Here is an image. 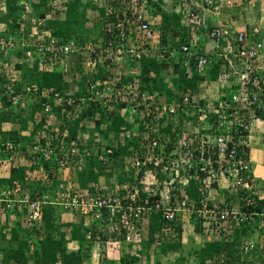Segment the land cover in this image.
Returning <instances> with one entry per match:
<instances>
[{"label": "built area", "instance_id": "obj_1", "mask_svg": "<svg viewBox=\"0 0 264 264\" xmlns=\"http://www.w3.org/2000/svg\"><path fill=\"white\" fill-rule=\"evenodd\" d=\"M49 1L56 10L63 14L64 0ZM100 1L102 0H91L93 4H98ZM110 1L116 2L117 0ZM149 1L155 2L156 0H140L139 6L134 4V8L123 9L116 24L117 35L111 33L112 30L109 27L111 24L105 25L102 33L107 36V40L99 37L96 44L91 41L82 44L76 40H69L55 46L54 41L49 39L48 32L38 30L34 31L36 43L40 50L52 52L53 58L83 56L89 67L90 74L87 76L96 73L97 63L102 64L101 60L105 59L102 52L114 64L120 63L124 57L137 60L141 54L149 53L147 50L149 46L154 49L156 45L153 44L158 43V32L154 30L156 22L146 17L147 13L144 9ZM20 3L23 5L24 13L30 12L27 0H21ZM179 3L176 11L182 16V24L190 30L191 40H193L192 33L197 32L199 27L204 25L206 12L218 17L222 8H230L234 4L233 0H179ZM4 5L5 0H0V12L4 10ZM110 13L112 11L109 9L108 14ZM46 18L49 16L46 15ZM260 32L255 27H251L250 30L244 28L230 32L227 28L218 26L208 32V37L212 42L225 44L218 55V58L222 57L224 61L221 65L222 73L216 84L228 83L236 90L232 93L230 100L222 99L215 107L219 132L200 136L198 140L179 141L176 148L175 146L170 148V144L165 141V144H161V135H158L157 131L158 120L161 116L165 112L169 114L176 112L174 105L166 106L155 95L140 92L136 80L122 86L118 84V79L117 82L103 81L101 91L95 90L100 85L99 83L88 84L87 92L93 93V96L81 99L80 103H85V100L95 102L98 98L104 107L109 103H120L123 106L119 115L129 116V122L134 128V136L138 137V149L140 150L132 151V156L128 158V166L120 164L119 167L132 171L136 177L140 174L136 183L138 186L135 185L130 189L123 184L107 194H100L98 188H95V193L91 195L86 190L79 189L77 185L67 184L65 187L59 185L54 204L64 212L77 211L86 219L101 226L105 225L110 240L120 242L118 237H122V241L129 245H139L142 239V222L152 212L161 213V218L165 223L155 235L157 246L162 242L158 241V238L162 240L170 231L166 224L173 221L178 213L177 221L184 225L189 224L188 222L192 219L197 221L200 217L203 222L201 224L203 233H216L217 230L212 227L214 224L216 228L227 223L240 226L246 221H252L254 216H261L264 224V210L260 213L240 211L230 205L215 203L209 199V191L214 186L223 190L230 187L251 190L250 162L245 148L247 147L245 133L249 130V123L258 118L257 113H264V39L253 40ZM191 40L188 46L187 44L181 45L178 50L171 49L157 53V58L161 59L166 55L165 57L173 59L179 54L185 59V65L193 60L192 68H195L196 72H201L207 63L206 53L193 52L197 47L192 45L196 43ZM13 42L12 39L6 40L0 37V47H11ZM45 43L48 45L45 46ZM228 54L232 55L235 61L230 59ZM187 72H191V69L188 68ZM4 74L8 81L2 83L0 96L7 97L13 106L19 104L23 107L24 94L15 95L13 90V85L18 80V73L11 71ZM88 79L90 80L89 77ZM53 97L55 100L61 98L68 106L74 103L70 94L61 97L55 93ZM182 106L183 108L190 107L187 97L183 98ZM50 111L49 102L44 103L42 113L47 115ZM132 115L138 116L141 122L148 119L154 123L152 127L146 123L145 129L147 130L137 136L136 130L139 124L133 123ZM203 118L204 116L201 115L199 119ZM130 135L129 132H121L113 144L103 148L95 147L91 150L83 147L80 151L79 146L84 145L79 140L72 139L65 143L61 139L52 147V143L47 140L42 143L35 139L27 150L26 159L28 158L29 162L37 165L41 160L48 162L55 156L56 151L60 150L61 154L56 158L58 169H65L69 159L83 165L89 156H96L106 169L111 164L114 149L119 145L122 146L125 141L124 137L128 138ZM154 150H157L158 154H153ZM22 160L24 159L17 146L10 142L0 145V163L6 166L15 165ZM39 169L38 174L45 179L47 174L42 168ZM191 181L194 182L195 185H193L198 193V207L194 206L195 201L191 200L185 192V188ZM121 189L126 191L125 194H119ZM245 200V208L255 206L256 202L252 199ZM46 203L47 195H35L31 198L28 192L22 193L18 185L7 192L0 193V213L24 209L25 212L21 216L28 224L41 219L42 207ZM208 203L212 205L208 207ZM192 214L195 216L193 217ZM210 219L214 222H210ZM106 229L101 233H104ZM112 235L114 236L111 237ZM86 239H92L90 232L86 234ZM254 247L255 242L247 240L239 246V253L241 256H248Z\"/></svg>", "mask_w": 264, "mask_h": 264}, {"label": "trees", "instance_id": "obj_2", "mask_svg": "<svg viewBox=\"0 0 264 264\" xmlns=\"http://www.w3.org/2000/svg\"><path fill=\"white\" fill-rule=\"evenodd\" d=\"M21 0H5L4 10L0 12V37L6 40H13L11 47H0V91H2V83L8 81L5 76V72L9 73L15 71L18 73V80L13 85L14 94L23 95L25 89H30L36 97V103L34 106H30L28 116H22L25 110L21 109L19 104L16 106L11 105L9 99L5 96H0V145L5 142H10L17 146L19 153L26 154L29 150V146L35 139L44 143V134L51 132L47 126V121L50 116L55 114V120H60V126L58 125V136L56 141H53L51 146H55V142L63 139L65 143L70 142L76 138L79 134H84L85 129L81 125L83 120L89 119L94 123V128L97 134H100L102 138H107L112 135L113 140L118 139L119 133L129 132L130 137H124V144L114 149L112 154V161L109 167L105 169L98 161V158L87 157L80 167L76 175L75 184L81 190H86L89 194L95 193V188H98L100 194H107L115 191L110 189L109 186H99L98 179L101 177V173H105L107 177L106 183H110V178L113 179L114 187H119L122 184H126L130 189L137 185L140 174L135 176L131 171H127V174L123 171L114 172L116 167L121 165L128 166V158L132 156V151L137 150L138 137L134 136L133 125L129 122L127 117H121L119 111L122 108L120 103H109L105 107L102 106L100 98L97 101L91 102L85 100V103H80L81 99L92 97L93 93L87 92V85L92 82L99 83L100 85L95 90H102L103 81L117 82L120 86L127 85L129 82L136 80L140 92H144L149 95H155L157 99H160L166 106L174 105L176 112L169 114L165 112L158 120L157 128L158 135H161V144H165V138L168 136L171 140L176 138L175 134L178 128L173 126L170 122L173 119H177L179 125L192 120L193 115L189 112L195 103L198 107H202L205 102L200 98V93L205 86L216 83L221 75V68L223 64V58H217L221 49L225 46L224 43H214L215 48L213 52L206 53L207 63L201 72H196L192 67L193 60H190L188 65H185V59L177 54L173 59H169L164 55L161 59L157 58V53L169 51L171 49L178 50L181 45L188 46L192 36L188 37L190 30L182 24V16L178 12H175L176 6L173 5L171 9H166L162 4V0H156L146 5L147 9H150V14L156 16V29L158 30V43L155 48L148 47L149 53L141 54L140 58L130 59L124 57L123 60L114 64L107 58L106 54L102 52V56L105 58L101 63L96 64V73L86 76L79 71V68H71L69 73H64L62 69L53 67L51 69H40L42 64L39 60L33 56L36 53H43L46 59L53 58L52 52L43 51L38 48L36 43V34L34 31L45 30L49 33L51 40L54 41V45L68 42L69 40H76L82 44L87 41H91L93 44L97 43L98 38L102 37L107 40V36L102 32L105 29V25H109L113 35L118 34L116 28L117 20L121 17V4H114L110 2V10L112 13L103 14L100 21L97 23H91L86 17V10H96L95 4L91 0H66L63 4V18H58V11L55 12V6L49 0H27L30 6V12L24 13ZM26 1V0H24ZM250 1V0H247ZM177 4L179 0H176ZM112 4L114 5L113 7ZM118 5L117 7H115ZM234 5V4H233ZM120 9V10H119ZM148 12V11H147ZM46 15H50V18L44 22V26L39 25L41 19H44ZM153 18V17H152ZM153 18V19H155ZM214 16L211 13L206 12L204 14V25L199 27L197 32H205L208 36V32L213 27L227 28L230 32H234L233 26L217 24L213 21ZM246 30H250L251 27H246ZM181 32V33H180ZM95 33L97 35H95ZM171 33V36L168 34ZM183 33V34H182ZM174 35H178L179 40L174 43L172 40ZM191 35V34H190ZM258 36L253 40L257 41ZM48 39V40H49ZM36 43V44H35ZM48 43H45V46ZM9 50V51H8ZM3 51V52H2ZM7 51V52H6ZM6 53V56H4ZM199 54H203L198 51ZM197 53V54H198ZM214 53V54H213ZM228 57L235 61L232 55L228 54ZM226 63V62H225ZM189 66V67H188ZM190 68L191 72H187ZM79 73V75L77 74ZM80 79H76L77 77ZM90 78V80L88 79ZM236 90V88H234ZM71 91H75L74 94ZM58 93L61 97H65L66 94H70L73 98V104L68 106L64 101L53 99V95ZM80 96V97H79ZM79 97V98H78ZM184 97L189 99L190 107L183 108L182 100ZM198 97V98H197ZM228 97V96H227ZM227 100H230L228 97ZM49 102L51 111L49 114L44 115L42 113L43 104ZM83 105L86 109L78 116L70 118L66 115V111L76 109L77 106ZM110 106V107H109ZM201 114V113H199ZM133 123H137L138 128L136 130L137 136L144 133L146 123L152 127L153 121L144 120L139 121L138 116L132 115ZM198 117V116H196ZM257 117L264 120V113H257ZM54 119V118H50ZM135 119V120H134ZM170 119V120H169ZM153 120V119H152ZM215 117L208 114L206 120L207 125H211L210 130H200L201 136L207 134L217 133L215 131ZM8 124H18V129L7 128ZM103 127V129H102ZM96 134V135H97ZM66 135V136H64ZM157 135V136H158ZM165 137V138H164ZM190 137V136H189ZM55 140V139H54ZM87 146V145H86ZM85 146V147H86ZM108 146V145H106ZM84 146H79V151ZM88 148V146H87ZM168 152V149L166 150ZM145 152V150H144ZM157 150H154L153 154H158ZM61 154L60 150H57L55 156H53L48 162L43 160L38 164L30 163L28 161H21L15 165H5L8 167V174L0 177V193L11 190L14 186L18 185L22 193L28 192L31 198L35 195H49L53 196L56 191V186L59 184L57 180L58 172H49L56 168V158ZM27 155V154H26ZM22 156L25 159L27 156ZM113 159L115 160L113 162ZM113 162V163H112ZM4 163H0V170L4 169ZM42 170L48 174V183H42L37 179V169ZM114 172V173H112ZM160 178H162L160 176ZM136 179V180H135ZM111 184V183H110ZM194 182L191 181L188 187L185 188V192L195 201L196 207L199 206L198 193L194 187ZM125 190H119V194H125ZM141 196L143 194H140ZM245 201H241L240 211H254L256 213L262 212L261 206L256 201L255 206L245 208ZM212 204L208 203V207ZM55 205L46 204L42 208V215L39 221H32L23 229L21 226L20 218L22 219L24 209L17 211L11 210L3 212V218L5 223L4 227H0V264H83L90 259V251L93 243L85 238V234L88 231L81 223L75 226L71 223L61 222L59 213L55 211ZM191 216V215H190ZM194 217L195 214H192ZM191 216V217H192ZM14 217L16 222H13L10 226L7 222ZM148 225L146 229V245L151 247L155 245V235L165 225L164 220L161 218V213H150L148 216ZM192 217V218H193ZM179 219V213L173 221L168 222L166 225L170 230L162 241L160 248L162 251L168 249H177V245L173 242L177 241L181 237L182 227L184 224L177 221ZM23 220V219H22ZM60 220V221H59ZM188 227L192 228L193 232H197L200 235L203 234L201 224L202 219L198 217V220H190ZM61 222V223H60ZM210 222L214 220L210 219ZM10 226V227H9ZM234 223H227L219 228L216 225H212L213 229L217 230V234H225L224 238L219 242H206L196 252L197 263L204 264L206 261L215 260V256L219 259L221 255L223 257H232L239 261L240 255H238L234 241L233 227ZM240 226H244V229L250 228V222L246 221ZM238 227V226H237ZM255 228V226H253ZM63 228H69L68 231ZM142 234V233H141ZM66 235L69 240L77 242L78 249L76 251H69L66 247ZM174 235V237H173ZM112 235L111 237H113ZM101 240H106L107 237H102ZM142 238V235H141ZM173 238L172 242L170 241ZM122 241V237H118ZM168 239V241H166ZM143 240L141 239L139 247ZM144 243V242H143ZM144 244V245H145ZM32 245V249L30 246ZM159 246V245H158ZM116 264L111 260H105L104 254H101L99 264ZM136 257L132 255L122 256L117 264H135ZM196 264V263H194Z\"/></svg>", "mask_w": 264, "mask_h": 264}, {"label": "crops", "instance_id": "obj_3", "mask_svg": "<svg viewBox=\"0 0 264 264\" xmlns=\"http://www.w3.org/2000/svg\"><path fill=\"white\" fill-rule=\"evenodd\" d=\"M260 1L262 0H255V2H252V0L251 2L247 0H233L234 3L233 7L222 8L218 17H214L213 21H215V23L217 24L233 26L237 30L244 29L246 27H251L253 26L252 24H254V17L249 15L247 16V11L251 10L252 13L255 12L256 13L255 17H258V12L262 11V9L264 8L261 7L263 2L261 3ZM258 3H260V6L258 5ZM133 5L134 3L131 4L132 8H134ZM113 6L114 5L112 4L111 7ZM117 6L118 5H116L115 7ZM95 7L96 10H91V9L86 10V17L90 22L91 20H94L93 22L97 23L100 21V18H102L103 14L106 15L108 13L110 8V2L100 1L98 4H95ZM99 11L103 12V14H100ZM261 19L262 18L260 17L259 21H261ZM258 38H260V36H258L257 39ZM198 49L199 51L203 52L201 47H199ZM252 125H253V129L252 130L250 129L248 134L249 136L247 137L248 159L250 162L249 175L251 177V182L254 183L253 186L255 187L254 188L255 191H253L254 198L261 206V210H264V123L263 122L257 124L252 123L251 128ZM118 169L121 168H119L118 166ZM36 173L38 179V169ZM58 173L60 172L58 171ZM57 180L59 184L56 186V189L58 188L59 185L65 184V181H63L65 180L64 177L61 178L57 176ZM110 185L111 186L109 185H105V186L106 187L109 186L111 189L113 185L112 183ZM217 189L219 190L217 193L218 197L209 198L212 202L224 204L223 200L224 198L227 197L228 201L226 205H229L230 204L229 201L234 200L231 198V194L226 196L225 194L226 191L219 188ZM251 189H252V185H251ZM243 193L245 194V192ZM242 200H244V198ZM57 210L59 212L60 219L63 223L69 222L73 226L81 223L83 226L86 227V229H88L90 226V228H92L93 232L95 233L96 238L100 240L103 239L102 238L103 236L104 237L110 236L106 232L101 233L103 229H101L100 227H95L93 223L88 224L87 222L88 219H86L85 216L83 215L80 216L76 212L65 213L62 212L60 209ZM262 221L263 219L261 216H254L252 221H250V225H251L250 228H247L246 230L244 229V226L243 227L238 226L233 228L234 237L235 235L237 236L234 238L235 239L234 241L237 244L235 245V249L238 253H239L238 247L241 245V243L247 240L255 242V247L253 251L250 253V255L245 257L240 256L239 261L235 260L233 256L223 257L221 255L220 259L219 257L217 258L215 256V258H213L215 260L206 261L204 264H264V224ZM190 222L192 221H189L188 223ZM147 225H148V217L145 218L142 222V240L144 243L142 242L140 247L139 245L126 244L124 241L115 242L114 239L109 240V238H106L105 243L100 245V248H96V246H94L98 242H95V244L92 245L90 256L92 255L93 257H90V259L83 264H99L101 253L104 254L105 260H111L116 264L119 261V259H121L122 256H126V255H132L136 257L135 264H190L192 262L198 264L196 254L198 253L197 251L200 249L199 247H202L203 244L206 242H213V241L219 242L224 238V235L227 234V233L225 234L220 233L219 235L217 233L214 234L203 233L202 235H200L197 232H193L191 230L192 228L188 227V224L183 225L180 239L173 242L174 245H177V249L167 248L166 250L162 251L160 245L159 246L152 245L151 247L149 246L148 248V246L145 244L147 239L146 236ZM253 226H255V228ZM65 230L68 231L69 228H65ZM65 239L67 241L66 247L69 251H76L78 249L79 246L77 242L73 240H69L68 235H66ZM172 240L173 238L170 241L172 242ZM166 241H168V239ZM194 242L195 245L193 244ZM97 251L99 255H95ZM190 258H192L194 261L190 260Z\"/></svg>", "mask_w": 264, "mask_h": 264}, {"label": "rangeland", "instance_id": "obj_4", "mask_svg": "<svg viewBox=\"0 0 264 264\" xmlns=\"http://www.w3.org/2000/svg\"><path fill=\"white\" fill-rule=\"evenodd\" d=\"M65 1L66 0H64V2ZM121 1H123V0H120V2ZM133 1H134L133 3L135 5H137V6L140 5V0H133ZM250 2H251V0H250ZM252 2H255V0H252ZM260 2L261 3L263 2L261 7H264V0H262ZM131 4H132V2H130V0H125L123 2V4H122L123 6L121 8L122 9H126L127 7H131ZM162 4L168 10L171 9V7H173V5L177 6L176 0H163ZM258 5L260 6V3H258ZM255 7H256V4H255ZM144 9H145V11L147 13L146 17L148 19L150 18V20L152 21L153 18H155L156 16L150 14V12H149L150 9L149 8L147 9V7H145ZM122 12H123V10H122ZM175 12L178 13L176 11V9H175ZM248 15L254 17V24H252V25L255 28L261 30L262 34L264 35V8L262 9V11L258 12V17H255L256 13L255 12L252 13L251 10L247 11V16ZM260 17L262 18L261 21H259ZM156 20H157V18L154 19V23L157 22ZM93 21L94 20H91V22H93ZM154 30L158 32V30L156 29V26L154 27ZM205 32H202V31L199 32L198 31V32H193L192 33L193 34V40H191V39L190 40L193 43H196V44H192V45H195L194 47H197V48H195L193 50V52H198L199 51V49H198L199 47H201V49H202V51L204 53L208 54L210 52L211 53L213 52V49L215 48L214 47L215 44L209 39V37L206 35ZM168 34L171 36V33H168ZM95 35H97V34L95 33ZM158 36H159V33H158ZM190 36H192V35H190V33H189L188 37H190ZM172 40L174 41V43H176L179 40L178 35H174ZM153 45H156V43H154ZM4 56H6V53H4ZM33 56L36 58V60H39L42 63L40 65V69H51L53 67L54 68L57 67L59 69H62L64 71V73L66 74V73H69L71 71V68H79V71L82 72V74H84L86 76H87V74H90L89 67H88V64H87V60L83 56H78L77 58H73V57L72 58L71 57L70 58L56 57V58L46 59L45 55L43 53H39V52L36 53V54H33ZM79 73L77 72L78 75H79ZM78 75H77V77H75L76 79L78 78ZM78 79H80V78H78ZM207 87H206V89H202V91L200 93V96H199L200 98H202L204 100L203 102H205V103L206 102H210V92H211V90L209 89V87L208 88ZM25 90L26 91L24 92V102H23L24 105H23V107H20L21 109L25 110V112L22 113V116H24V117L28 116V111L30 110L29 109L30 106H34L35 103H36V97H35L34 93H32V91H30V89H25ZM74 92L75 91H71V93H73V94H74ZM202 94H203V96L201 97ZM82 106L83 105L81 104V105L77 106L76 109H73L71 111L70 110L66 111V115L68 117H70V118H72V116L73 117H78L82 113V110L84 111L86 109V107L83 108ZM189 113L193 115L192 120L188 121V122H186L184 124L181 123L179 125V123H178L176 118L173 119L172 121H170L173 124V126L178 128V131L176 132L177 137H180V136L182 137L183 136V139H184V138H186V136L187 137L191 136V137H189V139H190V138H193L194 135H196V132H200V130H202V129L204 130L205 128L209 129V127L206 125V123L200 122V121H198L196 119V116L198 115V112L195 109H192ZM50 118H54V119L50 120ZM50 118L47 121L48 122L47 123V125H48L47 127L49 129H51L52 131L51 132L50 131L47 132L46 134H44L43 137H44L45 141L47 140L50 143H52L53 141H56V139H57V136H58V125L60 126L61 123H60V120H55V114L51 115ZM257 123H260V122L257 121V122H255L253 124H257ZM81 125L85 129V133L84 134H79V136L76 139L79 140L81 142V144L84 145V147L87 145L89 150L94 149L95 147L103 148L106 145H110V144H113L114 142H116V140L115 141L113 140L112 135H110L109 137H107L105 139V138H102V136L100 134H97V132L95 131V128H94V123L92 121H89V119L83 120ZM7 128H9V129H11V128L18 129V124H8ZM102 129H103V127H102ZM252 129H253V125H252L251 130ZM133 131H134V128H133ZM169 141H170V138L167 136L165 138V142L167 143ZM55 144H56V142H55ZM87 146H86V148H87ZM24 155H26V154L23 153L22 156H24ZM27 161H28V158H27ZM77 166L78 165L75 164V162H73V159H69L68 166L65 169L61 170L60 173H58L59 174L58 176L61 177V178L64 177L65 180H63V181L74 183L76 181V175H77V172L79 170V168H77ZM119 170H121V169H118V167H116L114 172L118 173ZM114 172H112V173H114ZM7 174H8V167H5L4 169L0 170V177L6 176ZM100 175H101V177H99V179H98V181H100V182H98L97 184H99V186H101V187H105V185L111 186L110 183H106V182H108L107 181V177L103 176V175H105V173H101ZM110 179H111L110 182L114 183L113 179L112 178H110ZM251 183H252L251 184L252 185V189L251 190L239 189L238 187L232 188L230 186H229L230 188H228L227 190H224V191H226L225 192L226 196L231 194V198L234 199L233 201H229V203H230L229 205L231 207L236 208V209L239 210L240 206H241L240 203H241L243 198H244V200L245 199H252L253 201L256 202V199L254 198V195H253V191H255L254 190L255 187L253 186L254 183L253 182H251ZM226 184H228V183H226ZM113 187H111L112 191L114 189ZM214 188H215L214 190H210L209 191L210 192L209 198L218 197L217 193H218L219 190L216 187H214ZM241 191L245 192V194L243 192H241ZM55 194H56V192L54 191L53 196L52 197L50 196L49 200L54 201L53 199H54V195ZM227 201H228L227 197L224 198L223 202H224L225 205H226ZM57 209L58 208H55V210H57ZM56 213H59L58 210L56 211ZM13 222H16L14 217H12L10 219V221L7 222V223L11 226ZM18 222L21 223V226L23 227V229L28 227L27 226L28 223H26L21 218H20V221L18 220ZM87 222H88V224H91V222L89 220ZM3 223H5V221H4L3 216L0 213V227H4ZM94 226L95 227H100L103 230L107 228L105 225L101 226V225L94 224ZM235 227H237V226H234L233 228H235ZM63 230H65V228H63ZM105 232L108 234V229H106ZM104 243L105 242L102 240L101 243H97L94 246H96V248H100V245H102ZM193 244L195 245V242ZM95 255H99L98 251L95 253ZM238 255H239V253H238ZM90 257H93V256L91 255ZM190 260L194 261L192 258H190ZM242 261H244V260H242ZM192 263H194V262H192Z\"/></svg>", "mask_w": 264, "mask_h": 264}, {"label": "clouds", "instance_id": "obj_5", "mask_svg": "<svg viewBox=\"0 0 264 264\" xmlns=\"http://www.w3.org/2000/svg\"><path fill=\"white\" fill-rule=\"evenodd\" d=\"M103 1H108V2H112V1H110V0H103ZM125 0H123V1H121L120 2V0L118 1H116V2H112V3H117V4H123V2H124ZM163 1V0H162ZM130 2H134L133 0H130ZM123 6V5H122ZM121 6V7H122ZM127 8H130V7H127ZM176 9H177V6H176ZM122 8H121V13H122ZM58 11V18L59 19H62L63 18V14H61L60 13V11L59 10H56L55 9V12H57ZM49 16V18H50V15H48ZM49 18H44V19H41V20H43L42 21V23H41V25L42 26H44V22L46 21V20H48ZM251 27H253V26H251ZM261 31V30H260ZM258 36H260V39H264V35L262 34V32H260V34L258 35ZM260 39H258V40H260ZM206 87L207 86H205L203 89H206ZM208 87H209V89L211 90V92H210V102H206L202 107H198L197 106V103H195V101L194 100H192L193 101V106L192 107H190L191 108V110L192 109H195L197 112H198V117H196V119L198 120V121H200V122H204V123H206V120L208 119V114H211V116L213 115L214 117H215V120H214V122H215V131L216 130H218L217 128V117H218V115L214 112V110H215V107L217 106V104L219 103V101L220 100H222V99H227L228 97L229 98H231V95H232V93H234V91H235V89L234 88H232V87H230L229 86V84L228 83H224V84H221V83H218V84H216V83H213L212 85H208ZM207 87V88H208ZM203 96V94L201 95V97ZM228 96V97H227ZM198 98V97H197ZM203 100V99H202ZM199 113H201V114H199ZM201 115H203L204 116V118L202 119V120H200L199 118L201 117ZM135 120V119H134ZM257 121H259V122H263L264 123V120H262L261 118H256L254 121H251L250 123H249V130L245 133V138H246V145H247V137L249 136L248 134H249V131H250V129H251V124L252 123H254V122H257ZM207 125V124H206ZM177 126V125H176ZM208 127H209V129H204V130H210L211 129V125H207ZM207 135H212L211 133H209V134H207ZM175 136H176V138L174 139V140H171L170 139V141L168 142L169 144H170V148L171 147H174L175 146V148L177 147V145H178V142L179 141H182V140H185V141H188V140H198L199 138H200V132H196V135H194V137L193 138H190L189 139V136L187 137L186 136V138H184L183 139V136L181 137H177V134H175ZM191 137V136H190ZM246 148V150H247V152H248V147H245ZM23 161H27V159L25 158ZM73 162H75L74 160H73ZM75 164H77L76 162H75ZM78 166H77V168H79L80 169V167L82 166V165H79V164H77ZM67 166H68V164H67ZM66 166V167H67ZM4 167H5V165H4ZM119 168H121V167H119ZM39 170V169H38ZM61 170H63V169H58V168H55L54 170L52 169V170H50L49 172H54V171H56V172H60ZM121 170L125 173V174H127V170H125V169H123V168H121ZM128 171H130V170H128ZM44 172V171H43ZM119 172H120V170H119ZM132 172V171H131ZM47 174V173H46ZM47 176H48V174H47ZM38 179L40 180V182H42V183H48L47 182V180L49 179V177H46L45 179L43 178V176H41L40 174H38ZM67 184H70V185H73V184H75V182L74 183H70V182H66L65 181V184H63L62 186L63 187H65ZM123 185V184H122ZM214 187H216V186H214ZM115 188V187H114ZM215 188H213V189H211V190H214ZM57 190H58V188H57ZM54 201H55V195H54V199H53ZM54 201H52V200H49V195H47V203L46 204H52V205H55L54 204ZM45 204V205H46ZM44 206V205H43ZM55 207H58V209H60L61 210V208L59 207V206H57V205H55ZM43 208V207H42ZM62 211V210H61ZM62 212H64V211H62ZM70 212H76V213H78V215H80V216H82L79 212H77V211H70ZM66 213V212H65ZM1 215L3 216L4 214L3 213H1ZM84 216V215H83ZM91 223H93V224H97L96 222H94V221H91V220H89ZM89 230L86 232V234L88 233V232H90L91 234H92V241L91 240H89V241H91L92 243H93V245L95 244V242H98V243H101V241L102 240H100V239H98V238H96V235H95V233L93 232V230H92V228H88ZM86 234H85V238H86ZM107 238H109V240H110V237H107ZM104 242H105V240H104ZM238 250H239V247H238ZM239 255H240V253H239ZM241 256V255H240ZM101 258V257H100ZM100 260V259H99ZM195 263V262H194ZM194 263H190V264H194Z\"/></svg>", "mask_w": 264, "mask_h": 264}]
</instances>
